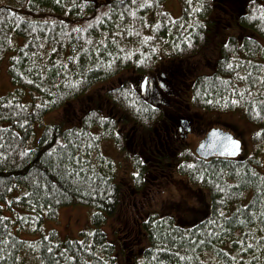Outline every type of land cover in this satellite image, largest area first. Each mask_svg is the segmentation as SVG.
I'll return each mask as SVG.
<instances>
[{
	"label": "trees",
	"instance_id": "obj_1",
	"mask_svg": "<svg viewBox=\"0 0 264 264\" xmlns=\"http://www.w3.org/2000/svg\"><path fill=\"white\" fill-rule=\"evenodd\" d=\"M165 1L0 0V62L24 39L9 59L15 89L0 98V264H121L104 225L119 211L128 186L143 176L117 181L118 164L100 148L116 137V122L104 118L98 105L105 96L148 130L154 123L136 95L106 93L125 71L143 76L164 59L187 62L215 32L224 42L211 74L196 81L194 104L205 112L240 109L264 128L262 0H180L178 19L165 10ZM221 9L222 21L213 18ZM104 86V96L92 99L86 114L36 132L48 114ZM193 161L199 166L185 163L182 173L197 184L194 196L170 209L154 206L140 222L148 240L143 264H264V174L258 160ZM241 191L251 195L246 204L236 201ZM77 205L94 209L91 227L77 239L45 231V220L56 221L59 209ZM176 214L186 219L178 223ZM22 231L37 240L20 239Z\"/></svg>",
	"mask_w": 264,
	"mask_h": 264
},
{
	"label": "rangeland",
	"instance_id": "obj_2",
	"mask_svg": "<svg viewBox=\"0 0 264 264\" xmlns=\"http://www.w3.org/2000/svg\"><path fill=\"white\" fill-rule=\"evenodd\" d=\"M101 1V0H100ZM103 1V0H102ZM105 1V0H104ZM231 5H239L238 0H229ZM180 0H166L164 3V8L167 10L171 16L178 19L181 17L182 14V4L180 3ZM262 3L264 4V0H262ZM223 9L221 11H216L214 17H218L223 19ZM166 15V14H165ZM168 15V14H167ZM232 32L235 33L236 28H231ZM222 31V30H221ZM225 33V31H222ZM236 35V33H235ZM224 36H219L215 32L212 34L210 44L201 51V54L198 56H195L194 58L187 60L191 61L192 63H196L199 65L198 72L196 74L197 76H201L204 74H211V70L214 68V60L218 57L217 48L219 41L220 43H223ZM15 41V38L13 42ZM264 44V40H262ZM17 47L4 55L3 60L0 62V98L6 96L7 94L14 91V85L12 84L11 76L8 71L9 69V59H11L12 56L15 55L16 49L18 47H21L24 43V39H18L15 42ZM180 65V64H179ZM177 65V67L179 66ZM131 74L129 71H125V74L120 75L119 77L123 78L124 76ZM133 74V73H132ZM118 80V78H117ZM117 80L114 82L117 83ZM109 85V84H108ZM195 85V84H194ZM106 89V86L102 88H98L96 91H94L91 95L87 97V99L79 100L76 104L67 106L64 109L60 111L53 112L51 114H48L41 124L37 125L36 132L39 133L44 125L49 124H56L59 123L60 119L68 118L70 116L75 117L76 114H86L87 106L90 105L92 102L91 100L96 98V96H99L102 98L104 96V90ZM90 92V91H89ZM112 92V91H110ZM193 92V94H192ZM192 92H190L188 95L191 97L189 98L192 106L197 110H200L202 113V116H208L210 117L209 123L211 126H219L221 128L226 129L229 132H234L237 129L242 130V134L240 136H237L239 138V141L242 144V157L243 159H247L250 156L254 154V157L258 160V170L264 174V136L260 135L262 130L264 129L260 124L251 123V121H248L242 113L240 109H228L225 112H204L203 109L199 107L196 102L194 104V98H195V90L192 89ZM193 95V96H192ZM113 96V93H112ZM196 101V99H195ZM119 105V104H118ZM92 110V109H91ZM205 114H204V113ZM129 114V113H128ZM58 115L57 119L56 116ZM133 117L132 115L126 116L127 122H130L129 127L127 130H130L132 123L134 122L131 120ZM130 117V118H129ZM121 124L116 122V133L117 130H119ZM145 127V126H144ZM146 128V127H145ZM234 130V131H233ZM101 132V131H100ZM138 132V131H136ZM260 132V133H258ZM102 133V132H101ZM235 133V132H234ZM259 135H258V134ZM236 134V133H235ZM257 134V136H256ZM197 135V136H194ZM138 136L144 137L145 140L141 142L142 146H145V148L151 145V143L154 141V138L157 139V136L153 133V135L147 134L145 131H141ZM199 134H193L190 135L187 140H190V145L188 146L189 153L186 155H190L191 151L195 152V148L197 147V137ZM255 137V138H254ZM121 138L119 140V144L116 146L117 152L114 151L113 146L109 143V140H105L104 143H102L101 150L104 152V154L107 157L113 158L116 162H118L115 168V175L118 179L121 181L127 182L128 177L130 176L131 170L134 169L136 164H139V161H136L133 165L130 162L129 159H125V148L127 144H124V136L121 135ZM159 140V137H158ZM135 151H137V147H134ZM143 152H140V154L134 158L139 159V156L147 158L148 155ZM191 156H188L185 163H191L189 166L192 167V169H196L197 166H199V163L195 161H189L192 160ZM141 161V160H140ZM159 163V162H158ZM211 163V162H210ZM149 165V162H148ZM152 165V163H150ZM154 169V166L149 167V169ZM210 168H214V166H210ZM127 170L126 172H124ZM187 173V169H185ZM175 180L173 184H167L164 187L162 186H152L151 182H157V179L149 178L146 182H139L137 185L138 187L143 186L145 192L141 194H136L134 198L131 200L129 199V195L132 193V189L130 186H128V195H124V200L122 202V205L119 209V211L115 214L114 217L109 218L106 221V224L104 225V228L109 235L110 240L117 245L118 251L120 254V260L121 264H137V261L139 264H143L141 253L143 252L144 248L147 246V237L146 234H144V231L140 227V222L143 223L144 219L147 217L148 213H153V207L157 206L162 207V209L168 207L170 209L171 206H174L175 204L182 203L181 199L189 200L192 196H194L192 189L194 185H197L193 182H190L189 175H174ZM182 177V178H181ZM156 179V180H155ZM192 184V185H191ZM200 186V185H198ZM236 187V185H235ZM191 189V190H190ZM152 193V197H147L146 194L149 192ZM206 193L207 191L204 190ZM207 194V193H206ZM205 199H208V197L205 195H202ZM251 195L249 192L246 193V191H241L239 195H236V201H241V203L246 204L250 201ZM143 202H146L145 205L142 204ZM186 204V202H183ZM18 212L20 214H26L24 210L18 209ZM94 212V209L84 207L82 205H77L73 207H64L59 209L57 213V219L56 221H50L45 220L43 227L46 228L45 231L53 230L55 229L59 235L63 239H69V240H75L78 238V235L85 230L89 229L91 226L88 225L90 217L92 213ZM156 212H160L159 215L166 216L167 213L161 209H157ZM186 212V211H185ZM186 218L187 216L185 213L183 214ZM10 216L12 214L10 213ZM176 217L178 219V216L176 214ZM186 218H181L179 215V219L181 221L185 220ZM177 220L178 223L181 221ZM46 224V225H45ZM88 225V226H87ZM87 226V227H86ZM257 230L256 228H254ZM18 236L20 239H26V240H37V237L31 238V234L26 231H22L20 234L18 233ZM257 250V249H256ZM138 259V260H137ZM245 259V258H241Z\"/></svg>",
	"mask_w": 264,
	"mask_h": 264
},
{
	"label": "flooded vegetation",
	"instance_id": "obj_3",
	"mask_svg": "<svg viewBox=\"0 0 264 264\" xmlns=\"http://www.w3.org/2000/svg\"><path fill=\"white\" fill-rule=\"evenodd\" d=\"M179 64L172 62V60H164L156 66L157 68L155 67L143 76L131 73L123 78L118 77V80L115 78L108 83L109 89H107L106 93L122 89L123 92H119V94L125 96L126 99H130L132 97L130 95H136L142 102L139 106H144L146 109L151 110L154 123L150 130L145 128L143 124L136 123L133 119H131L134 122V124L132 123L133 126H131L130 130H127L130 125V122H127L126 119L128 115L117 104L108 101L105 96L99 103L98 109L96 107L97 110L107 115H104V118H111L119 124L122 123L119 130H117L116 137L109 140L114 151L117 152L116 146L120 143L119 140L123 139L121 138V135H123L124 144H127L124 151V154L127 153L125 154V159H129L132 165L136 161L141 160V165L136 164L134 169L131 170L129 178L137 179L139 176H143V182H146L147 179L155 177L157 182H151L152 186L164 187L167 184L172 185L175 180L174 175H183L182 169L187 157L191 156L200 160L196 155V149L206 139L210 131L221 128L219 126H211L206 117L202 116V112L197 110V108L195 109L189 100L191 97L188 94L192 92L194 84L200 77H196L199 68L192 64L191 61L179 62ZM177 65L179 66L177 67ZM116 80L117 83L114 84ZM112 103L117 111L114 110ZM114 111H120L121 113H114ZM142 130L147 134L153 135L154 133L157 136V139L154 138L151 145L146 148L141 145L145 138L138 136ZM224 130L227 131L226 129ZM193 134H199L197 147L194 154L191 151V154L186 156L190 152L188 149L190 140L188 141L187 138ZM135 146L137 151L134 149ZM144 149V153L148 155L147 158L142 156H139L138 160L134 158L140 152H143ZM241 158L242 155L236 161ZM216 159L219 158L215 157L209 162ZM151 166H154V169L150 170L149 167ZM137 184L131 185L132 193L129 195L131 200L136 194L142 195L147 190L143 186L138 187ZM152 193L154 192L150 191L146 194L147 197H152ZM146 202L142 201V204L145 205Z\"/></svg>",
	"mask_w": 264,
	"mask_h": 264
},
{
	"label": "water",
	"instance_id": "obj_4",
	"mask_svg": "<svg viewBox=\"0 0 264 264\" xmlns=\"http://www.w3.org/2000/svg\"><path fill=\"white\" fill-rule=\"evenodd\" d=\"M240 151L239 142L231 134L214 130L197 149V154L204 159L214 156L236 158Z\"/></svg>",
	"mask_w": 264,
	"mask_h": 264
}]
</instances>
